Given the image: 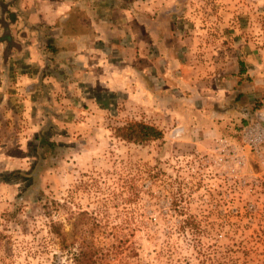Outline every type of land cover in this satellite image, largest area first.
Here are the masks:
<instances>
[{"label": "rangeland", "instance_id": "1", "mask_svg": "<svg viewBox=\"0 0 264 264\" xmlns=\"http://www.w3.org/2000/svg\"><path fill=\"white\" fill-rule=\"evenodd\" d=\"M156 1L119 3L132 13L160 8L165 44L196 48V60L239 42L264 47V0ZM13 62L7 79L15 78ZM250 96L241 112H264V95ZM125 99H85L68 117L74 124L55 117L59 107L49 101L41 102L49 110L43 123L26 118L57 144L32 188L18 171L37 162L40 132L15 135L28 139V158H18L24 170L0 159V264H76L83 244L95 249V264H264V145L255 150L242 135L253 121L243 125L233 112L213 126L197 108L194 125L186 116L173 119L172 110L130 108ZM130 120L157 125L164 139H120L115 127ZM15 153V145L4 150L7 158ZM53 221L65 232L62 244L50 231Z\"/></svg>", "mask_w": 264, "mask_h": 264}, {"label": "crops", "instance_id": "2", "mask_svg": "<svg viewBox=\"0 0 264 264\" xmlns=\"http://www.w3.org/2000/svg\"><path fill=\"white\" fill-rule=\"evenodd\" d=\"M119 1L15 0L12 8L32 28L22 36L17 29L23 21L15 20L13 31L21 45L8 58L2 57L0 42V159L26 168L18 158H28V139L15 135L41 131L43 124L26 118L44 122L49 110L42 101L57 104L55 117L64 124L66 120L74 124L68 117L84 109L80 105L88 103L85 99L95 104L123 96L133 104L130 108L139 103L140 110H172L173 119L186 116L194 125L201 122L198 108L214 126L229 122H218L219 115L229 118L233 112L241 113L242 121L249 109L241 112L239 107L251 106L252 94L264 95V47L239 42L213 49L209 60L202 62L194 58L196 48L180 51L173 40L165 44L160 8L156 13H132L130 4ZM12 60L15 78L7 79ZM45 65L49 72L41 78ZM201 100L204 104L197 106ZM257 120L262 121L250 122ZM184 127L183 123L178 127L180 134ZM11 143L16 153L7 158L4 150Z\"/></svg>", "mask_w": 264, "mask_h": 264}, {"label": "trees", "instance_id": "3", "mask_svg": "<svg viewBox=\"0 0 264 264\" xmlns=\"http://www.w3.org/2000/svg\"><path fill=\"white\" fill-rule=\"evenodd\" d=\"M14 2L15 0H0V42L4 45L2 57L5 58H8L21 45V42L16 40L15 31H13V29L15 30V20L21 18V20L23 21V24L20 25L17 29V32H19V34L21 33L22 36L30 32L31 29L30 31H28V29L32 28L28 27V25L25 23L24 19L22 18L23 15H20L19 11L17 12L12 8L14 6ZM54 49L55 47H51V50ZM46 72L49 71H47V67L45 65V67H43L41 70L40 77L42 78L46 74ZM41 88L43 90V94H45L44 87L41 86ZM256 110V106L251 107V109L248 111V117L246 116L242 118L243 125L248 124L253 118H258L259 120H262L264 122V112H257ZM43 129L44 127L40 131L39 141L37 143V162L32 165L28 171H18V173L29 177L31 184L29 183V186L27 188L33 187L32 183L35 182V175L38 174V169L42 164V161H44L46 157V151L53 150V148H55L57 144L55 141L49 140L44 137V135L42 134ZM115 135L122 140L133 143H144L151 140L164 139V132L161 128L153 123L145 122L142 120H130L122 125L115 127ZM50 227L51 233H53L59 239V242L61 244L65 242L66 236L65 232L61 229V224L53 221L51 222ZM95 253L96 251L93 246L83 244L73 254V259L75 260L76 264H95Z\"/></svg>", "mask_w": 264, "mask_h": 264}, {"label": "built area", "instance_id": "4", "mask_svg": "<svg viewBox=\"0 0 264 264\" xmlns=\"http://www.w3.org/2000/svg\"><path fill=\"white\" fill-rule=\"evenodd\" d=\"M261 104L264 107V96L261 99ZM242 135L253 149L258 150L260 144L264 145V123L261 121H253L244 127ZM235 162L240 164L242 160L240 157H236Z\"/></svg>", "mask_w": 264, "mask_h": 264}]
</instances>
